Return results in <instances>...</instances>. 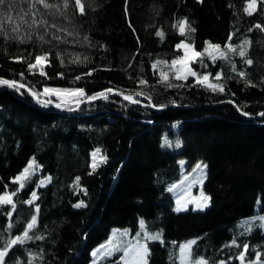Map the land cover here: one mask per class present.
Segmentation results:
<instances>
[{
  "label": "trees",
  "instance_id": "16d2710c",
  "mask_svg": "<svg viewBox=\"0 0 264 264\" xmlns=\"http://www.w3.org/2000/svg\"><path fill=\"white\" fill-rule=\"evenodd\" d=\"M46 2L53 7L36 4L33 9L35 19L46 24H32L31 0H15L11 9L2 10L10 11L17 22L21 9L28 15L19 33L12 32L13 25L5 28L17 38L0 35V78L38 92L45 86L83 88L86 95L108 88L114 92L108 99L81 102L78 108L75 104L57 108L39 104L23 88L18 92L0 86V194L16 192L19 184L12 178L31 157L41 166L13 197L15 211L11 205H0V247L23 233L35 214L34 205L40 209L29 232L32 239L15 245L6 264H16L17 259L19 264H29L30 259L31 264H89L92 248L114 229L137 231L140 218L149 232L161 234L160 240L148 242L147 264H178V243L188 239H196L193 253L202 254L210 264L220 260L238 264L245 243L249 245L245 260H254L259 253L264 262V232L260 221L252 220L264 214V116L258 115L264 113V31L254 27L264 26V3L257 0V11L249 16L244 11L248 0H82L83 15L74 0H68L67 8L64 0ZM185 18L195 31L181 36L172 25ZM158 30L164 32L163 40L156 36ZM230 33L233 45L246 38L251 41L247 46L251 66L238 54L230 56L237 72L228 61L213 64L207 56V68L191 65L201 75L211 73L212 83L221 72L224 92L197 86L193 77L172 80L183 87L157 83L153 61L170 63L181 56L183 50L175 47L181 40L202 52L206 41L223 49ZM56 35L67 43L55 40ZM44 53L46 76L30 72L28 62ZM77 54L87 60L72 62ZM91 69L96 71L85 75ZM241 70L244 79L238 74ZM140 78L148 81L147 86L137 83ZM120 91L145 95L135 97L140 103H130L116 94ZM50 99L72 102L68 97ZM165 139L171 146L162 147ZM95 149L107 161L93 171ZM181 159L187 160L188 168L199 161L207 166L204 190L210 202L203 210L173 209L167 186L179 178ZM46 175L52 179L36 189L38 199L24 203L39 177ZM76 177L86 192L76 189ZM81 200L84 206H73ZM9 211L11 217L6 215ZM9 221L14 226L6 230ZM233 238L236 245L224 247ZM119 257L120 253L100 264H121Z\"/></svg>",
  "mask_w": 264,
  "mask_h": 264
},
{
  "label": "snow or ice",
  "instance_id": "6c2138e0",
  "mask_svg": "<svg viewBox=\"0 0 264 264\" xmlns=\"http://www.w3.org/2000/svg\"><path fill=\"white\" fill-rule=\"evenodd\" d=\"M24 2H28V0H24ZM202 2V0H200ZM261 3H264V0H261ZM15 4V0H0V35L5 36L7 39H15L17 38L16 36H9L8 32L5 31V28L8 25H13L12 26V32L13 33H19L20 31V24L24 23L27 24V20H25V16L28 15V12H24L23 9H21L22 15L19 16V22L15 20L13 15L11 14L10 11H2L5 8L11 9L12 6ZM36 4H41L43 5L44 8H51L53 5H50L46 2V0H31V3H29V12H32L33 15V20L32 24H38V23H44L46 24V21H37L35 19L36 13L33 11L35 9ZM75 7L79 9V12L81 15L84 14L85 12V7L84 4L82 3V0H74ZM64 7H68V0H64ZM244 11L251 16L254 12L257 11V0H248V5L244 9ZM32 25H29L31 27ZM51 27L56 28V25H51ZM172 27L177 28L181 36L186 35V30L187 31H192L194 32L195 29L191 28V26L188 24L187 19H181L179 20L176 24L172 25ZM255 28L261 29V31H264V26L260 24L254 25ZM47 30V29H46ZM58 31H63V29H58ZM249 32L252 31V28H249ZM68 35H71V33H68ZM234 33H230L228 37V42L225 44L224 48L222 49L220 45H211L209 42H205L208 47L204 49V51H196L195 48L188 44L185 43L184 40H181L180 43L176 44V49L183 50V55L178 56L175 59H172L171 62L169 63L168 61L165 60H155L153 61L151 67L154 70L153 74L159 75V79L157 83L164 84L167 87H183L185 86L184 84H173L172 80H177V81H187L189 77L195 78V85L197 86H203L210 88L213 92L219 91V92H224L226 85L224 83H220L219 81L222 80V73L217 72L215 74L214 79L217 81V83H212L210 81V76L211 73H205L203 75L199 74L198 72L194 71L193 68L191 67L192 63H200L202 68H207L208 65L204 64V57L207 56L213 64L216 63L217 60H226L231 64L232 71L237 72V65L231 61V54H238L241 59L243 60L244 64L246 66H251L253 64V60L247 57V46L251 44V41L248 40L247 38L244 39L240 45H233L231 43L232 37ZM156 36L160 37L161 40L164 38V32L162 30H158L156 32ZM55 40L58 42H64L67 43L66 40H62V37L59 35H56L53 37ZM28 39H31V34L28 35ZM38 39L41 41L44 40L43 36H39ZM85 40H87V37H85ZM20 42L23 43L24 38L20 37ZM209 49H213L214 51H210ZM57 56L59 57L60 54L57 53ZM17 61H22L21 57H15ZM87 60V57L84 58V60H81L80 56L77 54L75 55V58L72 62L74 63H83L84 61ZM61 64H63V59H61ZM48 63V54L44 53L43 55H36L35 56V63H32L31 61L28 62V70L30 72H34L37 68L40 69V75L46 76V73L44 72V67ZM107 70V69H106ZM96 71V69H91L89 72L85 73V75H91L92 72ZM239 76L244 79L246 78V73L245 71H239L238 72ZM21 76H23V73H21ZM81 76H77L76 79L79 80L81 79ZM137 83L141 86H147L148 81L140 78ZM250 86H254L251 84V81H249ZM0 86H8L10 88L15 89L16 91H20L21 88H25L26 86L22 83H19L15 80H7L0 78ZM27 91L29 94L33 96V98L37 99L38 102H40L43 105H47L51 103L50 97L56 96L58 99L61 97H68L71 99V101L76 105V107H79V104L84 101H94L97 99H108L109 93H113L114 89L108 88L105 90H102L100 92H97L93 95H86L85 90L83 88H74V89H58V88H52V87H47L45 86L41 92L36 91L33 88H28ZM117 95L123 96V99L125 101H129L130 103H140L139 100L135 99L136 96H143L145 95L144 92H136L130 95H124L122 91L116 92ZM41 97H48L49 99L41 100ZM150 99V98H149ZM231 102V101H229ZM67 103L66 100H62L61 103H57L55 106L57 108L65 106ZM155 106V105H153ZM163 107V106H161ZM240 109L238 108V111ZM245 116H248L249 113L243 112L242 113ZM258 115L264 116V113H259ZM168 145L171 146L169 141L167 139L164 140L162 147ZM177 147H179V142L176 144ZM101 152L100 149H95V151L92 153V170L95 171L96 168H98L101 164L106 163L107 157L103 155H99ZM99 156V159L97 160V157ZM184 162L181 161V164ZM206 165L202 164H197L196 169L194 171H199L201 173H204L206 169ZM41 166L37 164L35 158H32L28 161L27 165L25 168L21 171L19 175L13 178L12 183L19 184V188L16 189V192H5L3 194H0V205H11V208L13 211L16 209V204L13 202V197L19 192L21 189L25 187L26 182H28L33 174L36 171H39ZM91 174V173H89ZM205 178L204 176L201 177V182L202 179ZM52 177H44L42 178L39 183L37 184V188L43 187L44 185L48 184L51 181ZM79 181L80 177H76L74 181V186L76 187L77 190H83L79 188ZM7 188V185L5 186ZM177 185H172L168 190L172 191L174 188H176ZM86 192V190H83ZM38 199L37 192L34 190L31 193V198L24 201V203L27 204H33L36 200ZM210 202V198L205 196L203 192L201 193V200L197 204V207L200 209H203L206 207ZM179 203V202H178ZM74 207H82L84 206V201L81 200L79 203L74 204ZM39 205L36 206V214L32 215L31 220L28 222L26 228L24 229L23 233L19 236H15L14 238H10L6 241H4L3 247H0V264H6V257L9 255L10 250L13 249L15 245H22L26 240L32 239V237L29 235V232L31 229H33L38 220V214H39ZM176 211H181L180 207H177ZM8 217L12 216V211H9L6 213ZM253 220L257 219L256 217L252 218ZM261 221H264V217H259ZM244 224H249V221H244L242 222ZM141 227L144 225V221H140ZM14 225L12 224L11 221H9L6 230H11ZM260 227H264V223L260 224ZM247 231H250V228L246 229ZM128 234L127 230H124L122 233H119L121 236H126ZM117 235V230H114L113 233V238H110L109 242L107 245H101V249H98L93 252V255L96 256L97 252H99L102 249L107 248V255H111L112 251H116L120 249V245L114 244L113 239ZM140 233L136 234V237L133 239L136 240V243H132L129 241L124 247H123V252L124 256L121 258L122 260H125V264H128L127 258L131 256L132 260L135 262V264H147L146 262V257L149 254L147 244L141 243L139 239ZM2 239V237H0ZM36 239H43V237H36ZM146 239L147 240H160L161 239V234H146ZM196 243L195 240L188 241L185 244L180 245V261L181 264H185L186 261H189V258L191 256V248L192 246ZM237 243L236 239L233 238L230 244L224 245V247H230V246H235ZM243 249L244 251H241L239 253V256L237 257L240 261L241 264H243L245 255L247 250L249 249L248 244H243ZM31 257V253L29 254ZM259 253H257V258L259 259ZM231 259V257H229ZM16 264H19V259H17ZM29 264H31V259L29 260ZM190 264H210V261L208 259H205L203 257H200L194 261H190ZM219 264H227V261L225 260H220ZM251 264H256L255 261L251 262Z\"/></svg>",
  "mask_w": 264,
  "mask_h": 264
},
{
  "label": "rangeland",
  "instance_id": "374dc122",
  "mask_svg": "<svg viewBox=\"0 0 264 264\" xmlns=\"http://www.w3.org/2000/svg\"><path fill=\"white\" fill-rule=\"evenodd\" d=\"M185 43H187V42H185ZM182 55H183V53H182ZM193 70L196 71L194 68H193ZM35 71L40 73V69L39 68H37ZM36 102H38V101H36ZM91 157H92V154H91ZM32 158L33 157H31L30 159H32ZM97 159H99V156L97 157ZM181 161H183L184 163L181 164ZM178 164H179V169H180L179 178L177 180L172 181L167 186V189H169L172 185H174V184L177 185L176 188H174L172 191H170V193L172 195V198H173V201H174V208L173 209L175 211H176L177 207H180L181 211H185L187 209H193V210H196V211L205 209L208 205L206 207H204L203 209H200V208L197 207V204L201 200V193L202 192H203V194L205 196L209 197L208 194L204 190V182H205V178H206V169H205L204 173H201L199 171H194V169H196L197 164H202V165H206V164L204 162H202V161H199V162L195 163L192 167L188 168V163H187V160H185V159L179 160ZM20 173H18L17 175H19ZM35 173H40V169H39V171H36ZM48 176L49 175L40 176L39 179H38V183H39V181L42 178L48 177ZM202 176H204L205 178H203L202 182H201V177ZM12 180H13V178H12ZM36 189H37V186L35 188V191H36ZM30 198H31V196H30ZM261 204H262V201H261L260 198H258V200L256 202V209H258V208L260 209ZM36 206L37 205H34V209H36ZM35 214H36V211H35ZM259 217H264V214L256 217L260 221V223H264V221H261L259 219ZM141 220L144 221L143 218H140V220H139V229L137 231H135V232H131V230L129 228L114 229V230H117V235L113 239V243L120 245V249L119 250L112 251L111 255H107L106 253H107L108 249L105 248V249H102L99 252H97V255L94 256L93 255L94 251H96L98 249H101V245H107L109 240H110V238H113L114 230H112L111 233L109 234V236L107 237V239H105L102 243H99L94 248H92V250H91V258H90L89 264H100L101 261H104L106 259L115 258L118 253L123 252V247L129 241H131L132 243H136V240L133 239V238L136 237L137 233H140V237H138L137 239H139L141 243L147 244V247H148V242L150 240L146 239V234H157V233L149 232L146 229L145 222H144L143 227H141V225H140V221ZM124 230H127L128 234L126 236L119 235V233H122ZM262 230L264 232V227H262ZM192 240L196 241V239H188V240H185V241H182V242L178 243V264H181V261H180V247L179 246L182 245V244L187 243L188 241H192ZM194 245L191 248V256L189 258V261H186L185 264H190V261H194V260H196V259H198L200 257L205 258L202 254H194L193 253ZM145 259H146V262H147V257ZM127 261H128V264H135V262L132 260L131 256H129L127 258ZM253 261H255L256 264H264V262L260 261L258 258H255L254 260H251V261H248V260L244 259L243 264H251V262H253ZM121 264H125V260H122ZM217 264H219V262ZM238 264H241L240 260H239Z\"/></svg>",
  "mask_w": 264,
  "mask_h": 264
},
{
  "label": "water",
  "instance_id": "95a60500",
  "mask_svg": "<svg viewBox=\"0 0 264 264\" xmlns=\"http://www.w3.org/2000/svg\"><path fill=\"white\" fill-rule=\"evenodd\" d=\"M24 90H27V88L25 87V88H23ZM32 96V95H31ZM123 97V96H122ZM32 98H33V96H32ZM33 99H35V98H33ZM41 99V98H40ZM36 101H37V99H35ZM41 100H45V99H41ZM40 103V102H39ZM57 103H61V102H56V101H51V103H49V104H47L46 106H48V107H53V106H55ZM41 104V103H40ZM66 104H74L73 102H69V103H66ZM43 105V104H42ZM43 106H45V105H43Z\"/></svg>",
  "mask_w": 264,
  "mask_h": 264
},
{
  "label": "crops",
  "instance_id": "0c3cea01",
  "mask_svg": "<svg viewBox=\"0 0 264 264\" xmlns=\"http://www.w3.org/2000/svg\"><path fill=\"white\" fill-rule=\"evenodd\" d=\"M123 255H124V253L121 252V253H120V257H119V259L121 260V262H122V259H121V258L123 257Z\"/></svg>",
  "mask_w": 264,
  "mask_h": 264
},
{
  "label": "bare ground",
  "instance_id": "6f19581e",
  "mask_svg": "<svg viewBox=\"0 0 264 264\" xmlns=\"http://www.w3.org/2000/svg\"><path fill=\"white\" fill-rule=\"evenodd\" d=\"M142 99L144 98L143 96H140ZM231 101V100H230ZM229 102V101H228ZM229 103H231V104H233L234 105V103L231 101V102H229ZM235 106V105H234ZM236 107V106H235Z\"/></svg>",
  "mask_w": 264,
  "mask_h": 264
}]
</instances>
